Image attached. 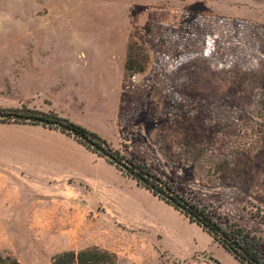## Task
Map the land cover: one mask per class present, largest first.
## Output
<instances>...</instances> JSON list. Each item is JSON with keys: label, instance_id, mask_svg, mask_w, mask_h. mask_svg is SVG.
Returning a JSON list of instances; mask_svg holds the SVG:
<instances>
[{"label": "rangeland", "instance_id": "374dc122", "mask_svg": "<svg viewBox=\"0 0 264 264\" xmlns=\"http://www.w3.org/2000/svg\"><path fill=\"white\" fill-rule=\"evenodd\" d=\"M131 45L141 73L124 69ZM258 93L264 0H0V108L52 107L255 237L264 260ZM93 159L58 131L0 124V253L51 264L96 246L117 264H239Z\"/></svg>", "mask_w": 264, "mask_h": 264}, {"label": "trees", "instance_id": "16d2710c", "mask_svg": "<svg viewBox=\"0 0 264 264\" xmlns=\"http://www.w3.org/2000/svg\"><path fill=\"white\" fill-rule=\"evenodd\" d=\"M134 46L127 48L124 69L127 72L144 71L147 62L146 55L141 51L142 63L136 61ZM136 50H141L136 46ZM254 111L264 124V93H258L254 98ZM19 124L40 126L44 129L58 131L60 134L71 138L87 151L101 158L109 166L114 167L121 175L131 179L136 186L144 189L153 197L171 207L190 224L201 229L213 243L220 246L239 264H264L257 249L255 237L243 234L241 230L217 223L204 206L192 203L184 196L179 195L167 182L150 172L143 164H137L127 159L109 142L98 134L59 117L53 112L43 113L35 109L21 106L19 109L0 108V124ZM264 126V125H263ZM212 261V260H211ZM118 257L115 253L96 246L79 251H65L54 255L51 264H117ZM214 264H218L213 261ZM0 264H21L9 253H0Z\"/></svg>", "mask_w": 264, "mask_h": 264}, {"label": "crops", "instance_id": "0c3cea01", "mask_svg": "<svg viewBox=\"0 0 264 264\" xmlns=\"http://www.w3.org/2000/svg\"><path fill=\"white\" fill-rule=\"evenodd\" d=\"M50 108H52V107L45 108V109H42V110H43L44 112L48 113V112L51 111ZM39 109L41 110L40 107H39ZM79 146H80V145H79ZM80 147H81V149H83V150L87 153V155H88L90 158H92V160H94L93 158H96L97 161H102V162L105 163V161H104L103 159L98 158L96 155H94V154H92L91 152L87 151V150H86L85 148H83L82 146H80ZM107 165H108V164H107ZM65 179H66V178H64L63 181H64ZM69 185H71V184L68 183V184L66 185V188L71 189V187H70Z\"/></svg>", "mask_w": 264, "mask_h": 264}]
</instances>
